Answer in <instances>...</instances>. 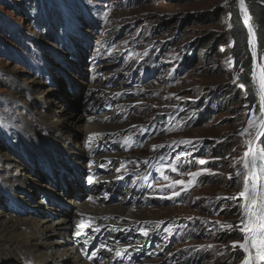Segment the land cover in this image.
I'll return each mask as SVG.
<instances>
[{"label": "rangeland", "instance_id": "1", "mask_svg": "<svg viewBox=\"0 0 264 264\" xmlns=\"http://www.w3.org/2000/svg\"><path fill=\"white\" fill-rule=\"evenodd\" d=\"M231 2L0 0V154L26 167L34 206L14 198L16 209L8 191L13 171L0 162V210L70 211L81 188L113 180L118 188L106 205L139 209L144 218L141 226L116 215L117 226L108 227L117 241L138 245L131 264H264L255 248L249 255L240 247L239 193L246 179L252 182L243 157L249 140L258 157L264 152V136L255 141L264 106L258 70L257 105L236 71ZM252 43L255 64L264 69ZM59 109L75 136L71 143L40 122ZM89 120L112 132L87 137ZM56 148L64 151L60 161ZM257 169L259 193V159Z\"/></svg>", "mask_w": 264, "mask_h": 264}, {"label": "bare ground", "instance_id": "2", "mask_svg": "<svg viewBox=\"0 0 264 264\" xmlns=\"http://www.w3.org/2000/svg\"><path fill=\"white\" fill-rule=\"evenodd\" d=\"M261 70L262 67L258 69L257 78L259 80L263 76ZM50 95L53 96L51 93ZM34 99L39 100L44 105L49 106L51 104V97H47V95L36 93ZM60 111L61 109L53 114V119L44 118L40 122L49 127L52 126L56 133L60 134L64 139L66 138L67 143H71L75 136L69 128L65 113ZM83 117L84 115L82 114L78 118ZM89 121L86 123L87 128L84 129L85 135L89 138L102 133L112 132V130L107 131V129L99 127L95 123L96 121L92 123V120ZM51 139L54 141L53 138ZM79 142L76 143L77 149H80L82 154L89 155L90 159L92 158L96 162L97 166H95L100 167L102 158L99 157L97 159V155H94L91 150H87L84 145H79ZM53 143L55 144V142ZM175 143L182 145L184 141L179 140ZM59 149L63 150V148ZM62 150L58 152L56 148L59 161L58 156L60 155L58 154H64ZM0 162H3V165L7 166L9 171H13L9 175L11 176L9 181L12 186L8 185V188L11 187L8 191L12 195L10 198L13 204L17 206L16 209L18 210V204L27 206V208H34L31 202L33 201V196L28 197L32 195L31 192L33 190L30 189L29 191V187L32 186L27 181L28 177L24 175L26 167L22 164H14L8 156L3 154H0ZM59 165L62 166L60 162ZM63 169L62 167L61 170ZM76 177L80 178L81 176L79 174ZM89 186L85 190L83 188L80 189L81 195L80 193L77 194L79 195V200H81L80 203L76 202L77 199H73L74 197L70 199L72 204L78 206L70 211L61 210L57 206L51 207L53 210L48 215L43 212H39V215H36V212L30 213L29 211L4 213L2 212L3 210H0V264H4V262L11 264H129V260L134 257L133 254L138 249V245L133 244V241H117L114 236V230L112 231L108 227L114 228V226H117L116 215L127 220V223H139V221L144 219L140 214L141 211L139 209L137 211L133 207L121 209L122 207L120 208L119 206L106 205V202L112 200L111 194L118 188L113 180L96 183L92 187L91 185ZM15 189L21 190L17 193H24L26 199H21L18 194H15L17 191ZM14 198H16V203L18 204L14 203ZM40 215L43 216L40 217ZM139 224L144 226V224ZM155 226L158 227V223H155ZM105 248L107 249L104 250ZM92 253H95V256L89 258ZM124 260L129 262L125 263ZM145 262L147 261L141 260L140 264Z\"/></svg>", "mask_w": 264, "mask_h": 264}, {"label": "snow or ice", "instance_id": "3", "mask_svg": "<svg viewBox=\"0 0 264 264\" xmlns=\"http://www.w3.org/2000/svg\"><path fill=\"white\" fill-rule=\"evenodd\" d=\"M239 5L242 10H244V0H239ZM246 23H247V12L245 10ZM249 33H252V28L249 27ZM264 73V69L261 70ZM260 84V94H261V105L264 106V76L259 81ZM241 88L244 85H240ZM253 126V122L249 121V127ZM247 132L244 130L241 134ZM258 135L264 136V122L261 123ZM249 144V151L244 154L243 157V167L247 170V175L251 179V186L246 179L243 185V190L239 193V196L243 198V218L241 220L242 231L245 233L244 243L240 247L244 252L251 254V248H255L257 251V256L260 260L264 261V185H261V191L258 193L257 181L259 176L257 174V160H260L262 166H264V152H262L259 157L257 156L254 149L251 148L252 141H247ZM250 158V159H249ZM203 162V161H202ZM175 170V169H174ZM193 176L198 175V173H193ZM237 175H240L238 172ZM177 183L182 184L183 181H177ZM179 195V193H176ZM228 227H231L230 225ZM147 233H145L146 235ZM235 246V245H234ZM95 256L92 253L89 258ZM245 264H251L250 260L245 261Z\"/></svg>", "mask_w": 264, "mask_h": 264}, {"label": "trees", "instance_id": "4", "mask_svg": "<svg viewBox=\"0 0 264 264\" xmlns=\"http://www.w3.org/2000/svg\"><path fill=\"white\" fill-rule=\"evenodd\" d=\"M246 2L249 6L250 19L252 20V24L256 30V38L258 39L257 53L261 57L264 55V0H246ZM230 8L232 20L234 21L232 31L234 46L231 49V55L236 60V71L242 72L241 78L247 86V96L251 105H257V90L255 88L254 78H252L255 68L252 39L250 38L249 29L245 22V14L240 8L239 1L232 0ZM219 44L220 42L215 45L214 50L216 53L219 51Z\"/></svg>", "mask_w": 264, "mask_h": 264}, {"label": "water", "instance_id": "5", "mask_svg": "<svg viewBox=\"0 0 264 264\" xmlns=\"http://www.w3.org/2000/svg\"><path fill=\"white\" fill-rule=\"evenodd\" d=\"M245 10L247 12V26H248V29H249V27L252 28V33H250V38L252 39V41H255V43H256V52H257V50H258V39L256 38V30H255V28H254V26L252 24V20L250 19V17H251L250 10H249V6H248V3L246 2V0H244V10H242L244 12V14H245ZM245 20H246V16H245ZM255 65H256V67H255L256 70H258L261 67V65L259 64V61L258 60L256 61V64ZM255 78H256V76H255ZM258 137H260V136H258V133H257L256 134V137H255V141H256V139Z\"/></svg>", "mask_w": 264, "mask_h": 264}]
</instances>
